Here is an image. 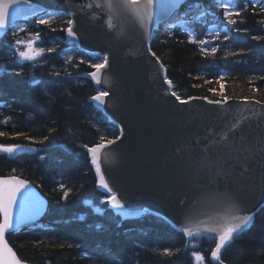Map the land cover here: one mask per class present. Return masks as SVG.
<instances>
[{
    "label": "trees",
    "instance_id": "16d2710c",
    "mask_svg": "<svg viewBox=\"0 0 264 264\" xmlns=\"http://www.w3.org/2000/svg\"><path fill=\"white\" fill-rule=\"evenodd\" d=\"M245 2L249 6L242 12L243 22L235 17V26L227 25L215 0H182L177 10L153 28L149 46L181 98L264 101V39H253L264 37V25L259 23L264 19L259 8L264 5L235 0L239 8ZM197 3L211 13L193 24L197 39L212 40L215 30L211 35L208 31L213 21L219 29H239L228 32V40L221 31L211 43V47L219 45L213 55L202 56L200 46L188 42L187 34L179 31L177 13ZM67 18V13L58 12L49 27L37 24L40 18L35 15L0 34V132L8 133L0 137V144L23 146L12 154L0 152V175L13 173L29 180L48 201L40 221L7 233V240L21 259L32 264H195L193 251L201 252L206 264H216L210 261L213 237L187 238L168 219L151 211L123 218L104 199L108 193L98 186L88 148L100 143L102 136L114 139L120 128L90 99L99 88L87 73L95 70L90 64L99 63L102 56L66 40L62 21ZM37 31L41 39L35 45H59L56 52H46L35 62L14 55L15 40L33 39L29 34ZM67 56L73 57L71 65L64 63ZM80 59L87 63H79ZM65 68L70 76L64 74ZM220 76L224 78L218 80ZM5 117L10 118L7 123H3ZM17 132L24 135L15 136ZM44 137L48 139L39 143ZM61 183L69 190L66 199ZM253 215L249 229L222 250L224 264H264V205ZM164 248L179 251L165 256L158 251Z\"/></svg>",
    "mask_w": 264,
    "mask_h": 264
},
{
    "label": "water",
    "instance_id": "95a60500",
    "mask_svg": "<svg viewBox=\"0 0 264 264\" xmlns=\"http://www.w3.org/2000/svg\"><path fill=\"white\" fill-rule=\"evenodd\" d=\"M181 1L176 3L179 5ZM88 2L29 0L24 3L21 0L10 5L6 25L0 28V33L15 19L44 10L74 12L78 46L108 56L107 66L99 73L100 82L94 81L109 96L102 105L94 103L120 127L121 138L97 154L101 172L128 214L115 210L123 217H136L147 209L176 225L188 205L199 199L202 205L197 209L200 213L197 219L215 226L224 222V212L221 205L211 202L210 193L203 191L210 186L230 190L239 206L254 214L264 204V103H257L260 100L255 98L245 101L232 97L226 104L218 105L205 97L194 96L190 101L181 98L188 101L182 104L171 95L173 89L165 81V68L161 69L160 60L157 62V56L148 49L154 26L174 11L170 8L173 0H154L147 38L137 18L128 11L112 13L114 27L110 29L107 9L93 6L80 11V6ZM67 40L72 42L68 37ZM237 120L240 124L227 141L210 146L220 167L215 170L196 167L193 161L205 155L203 150L211 139L208 129L215 134ZM9 176L28 181L29 195L23 208L18 198L13 209L14 227L6 231L4 239L24 264H32L19 257L6 234L41 220L48 201L32 182L21 176L7 174L0 178ZM34 201L40 204L39 212L32 210ZM181 201L186 204L182 205ZM21 217V222L15 224ZM205 234L215 236V233Z\"/></svg>",
    "mask_w": 264,
    "mask_h": 264
},
{
    "label": "snow or ice",
    "instance_id": "6c2138e0",
    "mask_svg": "<svg viewBox=\"0 0 264 264\" xmlns=\"http://www.w3.org/2000/svg\"><path fill=\"white\" fill-rule=\"evenodd\" d=\"M21 0H0V28H4L7 22L8 10L11 4L20 3ZM24 3H28L29 0H23ZM250 2V0H249ZM216 5L219 8L223 9V19L227 22V25L235 26L238 21L235 17H240V22H243L242 12L246 11L249 4L248 2L244 3L243 8L237 7L235 0H215ZM256 3H260L264 5V0H256ZM256 3H253V8L256 7ZM95 6L97 9H107L109 13V17L107 20V26L112 29L114 27L112 23V13L119 12L121 9L128 11L131 15H134L141 28L144 30V37H148V28L147 23L153 19L154 16V0H89L88 3H85L80 6V11L90 10ZM178 7L176 0L170 5L172 10H175ZM193 11H197L198 15H191ZM261 13H264V6L259 8ZM96 13H93V18H95ZM206 15H211V13L206 12L205 10H201L200 5L190 4L188 9L183 13H177V16L180 17V25L179 31L186 33L188 37V42L198 44L200 46V51L202 56L213 55L217 52V48L219 45L215 47H211V43L213 40L219 39L221 35V31L225 34L223 35L224 40L229 39L228 32L231 31H239L235 27L232 28H224L219 29V24L216 21H213L211 27L209 28L208 35H211L212 31L215 30V35H212V40L207 38L205 39H197L196 34L192 28L195 22L201 21ZM68 18L65 21H62V24L66 25L62 28L67 34V37L71 39L73 43L78 41V34L75 30V13L68 12ZM55 19L54 14H47L44 18H40L36 20V23L39 25H48L49 27L52 25L53 20ZM260 24L264 25V19L259 21ZM170 28L174 27L172 25ZM52 31H56L55 28H51ZM122 34V33H121ZM169 36L173 35L172 31H169ZM33 39H29L27 41L17 39L12 45L13 49H15L14 55H17L22 60L27 61H37L38 58H42L43 55L47 53L56 52L57 47H36L35 44L37 41L41 39V33L39 31L35 32ZM253 39L260 40L264 39V37L255 36ZM20 45H25L26 50H20ZM151 52V48L148 49ZM155 56V53H152ZM157 62H159L160 58L156 57ZM108 56L105 55L103 57V62L101 63H91L90 67L95 69V71L87 73L89 77L94 79L97 83H99V73L102 69L107 66ZM65 65H71L73 63V57L67 56L64 60ZM79 63H87V61L80 59ZM2 67V66H0ZM161 69L165 68L164 64H160ZM64 74L70 76L71 73L67 71V68L64 70ZM53 75L59 76L60 72H54ZM224 77H218V80H222ZM166 83L169 85V88H172V81L168 80L165 77ZM34 84H38V81H33ZM255 91V89H253ZM171 95L176 98L182 104L187 103L192 100V97L188 98V101L181 100L180 96L177 95L175 91H171ZM109 96L108 91H98L95 95L91 96L90 99L94 102H97L99 105L105 103V97ZM204 99H207L206 97ZM229 97L224 96L220 100L211 101V103H215L218 105H224L228 101ZM245 101L249 98L244 97ZM257 103H264V101H258ZM9 117H5L3 123H7L9 121ZM240 124V121L237 120L235 123H232L231 126H225L224 129L220 132L213 134L212 129H208L209 135L211 139L209 140V145L205 146L204 153L205 155L201 157L199 160L193 161L196 167L201 170H215L220 167V165L216 162V157L213 155L210 146L219 145L224 141H227L229 135L235 131V129ZM8 133L0 132V137L6 136ZM15 136H23L24 133L17 132L14 133ZM121 137L117 136L115 139H106L105 137H101V142L96 144L94 147L88 149L91 154V163L95 166L96 174L98 176V185L107 190V195L104 197L106 202L112 206V208L117 209L123 215H127L128 213L124 211V203L120 198L117 197L116 193L112 191L109 186L108 181H106L105 176L101 172V165L98 162V152L100 149L105 148L106 145H111L115 143L116 140H119ZM25 139H31V137L25 136ZM48 137H44L39 143H43L46 141ZM23 146L17 144H0V152H5L8 154H12L18 150H21ZM85 148H88L87 145H84ZM239 151V149H237ZM43 159V157H41ZM219 175V173H217ZM29 182L23 179H19L16 176H9L0 178V264H24L22 260H20L16 253L13 252L12 248H10L5 241V233L7 230L12 229L14 227V206L18 203L23 208L24 201L28 198L29 195ZM60 189L64 191L63 199H66L69 193L68 189H65L63 183L59 185ZM205 193H210L211 202L218 203L222 206L224 212V222L217 223L215 226H210L209 223H205L197 219L200 213L197 209L202 205L201 200L192 201L190 205L186 208L184 215L180 221H177V224L174 225L177 229L184 234L185 237H190L195 239L196 237L201 236L205 233H215L213 239L215 240V246L211 249V260L216 262V264H224V260L221 258L222 250L231 246L234 241L238 238V236L245 233L247 229H249L251 223L254 220V215L251 213L245 212L240 206L238 201L233 197L232 193L228 189L217 188L211 189L210 186H206L203 190ZM181 204H186L185 201H181ZM40 204L39 202L34 201L32 204L33 212H39ZM219 215V213H217ZM211 218H209L210 220ZM22 220L17 219L15 224H19ZM71 247V245H69ZM78 247V245H77ZM162 255L172 256L175 252H178L179 249L172 250L169 248H164L162 250H158ZM192 256L197 262V264H204V256L199 251H193Z\"/></svg>",
    "mask_w": 264,
    "mask_h": 264
},
{
    "label": "rangeland",
    "instance_id": "374dc122",
    "mask_svg": "<svg viewBox=\"0 0 264 264\" xmlns=\"http://www.w3.org/2000/svg\"><path fill=\"white\" fill-rule=\"evenodd\" d=\"M47 14H52V13H45V14H43V15H40V18H44ZM26 41V40H25ZM36 46V45H35ZM36 47H39V46H36ZM22 50H26V46L25 45H22ZM102 57L100 58V62L99 63H101V62H103V55H101ZM195 264H197V262H195ZM204 264H206L205 262H204Z\"/></svg>",
    "mask_w": 264,
    "mask_h": 264
},
{
    "label": "bare ground",
    "instance_id": "6f19581e",
    "mask_svg": "<svg viewBox=\"0 0 264 264\" xmlns=\"http://www.w3.org/2000/svg\"><path fill=\"white\" fill-rule=\"evenodd\" d=\"M161 62V61H160Z\"/></svg>",
    "mask_w": 264,
    "mask_h": 264
}]
</instances>
